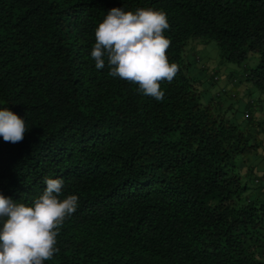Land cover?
Instances as JSON below:
<instances>
[{
	"label": "trees",
	"instance_id": "trees-1",
	"mask_svg": "<svg viewBox=\"0 0 264 264\" xmlns=\"http://www.w3.org/2000/svg\"><path fill=\"white\" fill-rule=\"evenodd\" d=\"M114 7L166 13L179 71L162 101L95 68L94 30ZM208 41L245 68L247 117L221 101L231 85L203 87L190 55ZM3 108L29 128L0 137V194L31 205L53 178L60 199L79 198L44 264H264V184L247 163L263 146L264 0H0Z\"/></svg>",
	"mask_w": 264,
	"mask_h": 264
},
{
	"label": "clouds",
	"instance_id": "clouds-1",
	"mask_svg": "<svg viewBox=\"0 0 264 264\" xmlns=\"http://www.w3.org/2000/svg\"><path fill=\"white\" fill-rule=\"evenodd\" d=\"M165 12L151 8L125 11L111 8L94 30L91 58L97 70L107 63L109 76L138 86L137 91L156 101L164 99L162 81L171 83L179 65L170 63L171 45ZM24 119L0 109V137L19 143L28 131ZM46 187L31 205L0 194V264H44L58 251L59 229L77 209V195L60 199L61 179L45 178Z\"/></svg>",
	"mask_w": 264,
	"mask_h": 264
},
{
	"label": "rangeland",
	"instance_id": "rangeland-1",
	"mask_svg": "<svg viewBox=\"0 0 264 264\" xmlns=\"http://www.w3.org/2000/svg\"><path fill=\"white\" fill-rule=\"evenodd\" d=\"M196 54L200 57L201 62L205 63V68H204L205 70L202 71L200 74H202V76L204 77H208V80L204 78V81H202L203 87L207 89L208 93L213 95L217 94L220 92V90H218L219 83L222 81L224 82L225 77L229 78L232 89L228 90V94H227L228 96L226 97H228V99L231 98L237 101L236 107H238L239 93L237 92V90L240 89L241 87L240 84H243L244 82L242 79L245 68H243L242 66L233 65V68L231 69L228 63L222 61L220 57L219 48L214 41H208L205 46L197 47V49L193 51V53L190 56L194 58ZM211 76L216 77L218 81L217 82H214L213 80L210 81L209 78H211ZM250 99L255 100L254 107L259 108L260 101L259 102L257 101L256 93ZM252 162H254L253 157L252 156L247 157V163H252Z\"/></svg>",
	"mask_w": 264,
	"mask_h": 264
},
{
	"label": "crops",
	"instance_id": "crops-1",
	"mask_svg": "<svg viewBox=\"0 0 264 264\" xmlns=\"http://www.w3.org/2000/svg\"><path fill=\"white\" fill-rule=\"evenodd\" d=\"M219 86H220V88H222V87H226L227 88L228 86H230L229 78L225 77L224 78V82L223 81L220 82ZM240 90H242V89L240 88ZM221 101L225 105H229V104L232 103V100L228 99V97L222 98ZM246 104H248L247 103V99L239 101V106L236 107V109H235V115L236 116H246L247 117L249 115V112L246 111L247 110ZM243 112H244V114H243ZM251 113L256 118L257 117L259 119H263L264 118V109H262V108L259 111L253 110V111H251ZM262 141H263L262 149L260 150V152H259V154L257 156H255V157L252 156L253 159H254V162H252V163L255 165V172H256L257 176L259 177V179L261 180V182H262L261 184H264V135H263V140Z\"/></svg>",
	"mask_w": 264,
	"mask_h": 264
}]
</instances>
